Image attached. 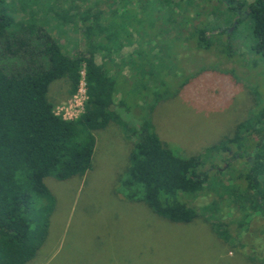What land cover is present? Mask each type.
I'll return each mask as SVG.
<instances>
[{"label": "rangeland", "instance_id": "rangeland-1", "mask_svg": "<svg viewBox=\"0 0 264 264\" xmlns=\"http://www.w3.org/2000/svg\"><path fill=\"white\" fill-rule=\"evenodd\" d=\"M38 2L6 0L4 5L17 17L29 18ZM86 6L67 4L66 15L77 24L62 26L49 16L50 32L71 55L87 46L79 21ZM147 7L151 10L152 3ZM101 9L105 15L113 11L108 2ZM160 13L151 21L138 12L132 38L95 49L115 88L119 84L120 91L127 90L125 105L118 109L119 118L95 132L93 163L85 175L46 178L55 197L48 233L25 264H264V214H244L227 196L217 194L221 181L217 175L196 198H182L200 214L187 224L169 221L144 201L119 194L137 142L129 130L139 127V121H147L186 155L212 154L214 144L232 136L238 123L248 118L264 121V54L255 49L251 24L237 26L229 39L213 36V45L205 48L191 37L177 39L179 30L169 24L167 8ZM201 19L206 18L195 24ZM222 42L224 46L219 45ZM171 50L175 59L160 60L158 56ZM149 53L156 60H141ZM69 89L66 80H57L50 86L49 98L57 113L75 118L87 100L85 82L75 94ZM260 138L257 135L254 142ZM249 158L238 164L232 161L233 167Z\"/></svg>", "mask_w": 264, "mask_h": 264}, {"label": "trees", "instance_id": "trees-1", "mask_svg": "<svg viewBox=\"0 0 264 264\" xmlns=\"http://www.w3.org/2000/svg\"><path fill=\"white\" fill-rule=\"evenodd\" d=\"M178 1L95 0L89 5V0H39L34 15L19 18L4 5L6 0H0V264H25L34 258L47 237L55 204L46 178L85 175L93 163L95 132L119 118L127 90L120 91L119 84L115 88L108 68L97 62L95 49L132 38L138 12L152 21L167 8L169 24L179 30L177 39L191 37L205 48L213 45V36L229 39L237 26L250 23L255 49L264 54V0ZM103 2L113 9L107 15ZM67 4L87 5L79 18L87 46L73 55L49 30V16L62 26L76 22L66 15ZM202 16L206 19L195 24ZM174 53L158 57L173 60ZM155 58L149 53L141 60ZM61 79L69 83L70 94L85 81L87 100L77 118L57 114L49 98L51 84ZM138 123L129 130L137 142L119 194L144 201L169 221L187 224L200 214L182 198H196L217 175V194L227 196L244 214H264V121L248 118L238 123L232 136L214 144L215 159L202 151L186 155L147 121ZM257 135L261 138L254 142ZM246 156L250 158L233 167ZM225 161L227 167L221 165Z\"/></svg>", "mask_w": 264, "mask_h": 264}, {"label": "built area", "instance_id": "built-area-1", "mask_svg": "<svg viewBox=\"0 0 264 264\" xmlns=\"http://www.w3.org/2000/svg\"><path fill=\"white\" fill-rule=\"evenodd\" d=\"M83 75H84V72H83ZM83 81H84V80H83ZM83 81H82V82H83ZM84 82H85V81H84ZM81 84H82V83H81ZM80 87H81V86H80ZM85 90H86V87H85ZM84 106H85V105H84ZM83 111H84V108H83ZM83 111H82V112H83ZM82 112H81V113H82ZM56 113H57V112H56ZM81 113H80V114H81ZM57 114H59V113H57ZM80 114H79V115H80ZM59 115H60V114H59ZM79 115H78V116H79ZM62 116H63V115H62ZM78 116H76L75 118H77ZM63 117H65V116H63ZM65 118H66V119H74V118H68V117H65Z\"/></svg>", "mask_w": 264, "mask_h": 264}, {"label": "crops", "instance_id": "crops-1", "mask_svg": "<svg viewBox=\"0 0 264 264\" xmlns=\"http://www.w3.org/2000/svg\"><path fill=\"white\" fill-rule=\"evenodd\" d=\"M98 62V61H97ZM99 63V62H98ZM100 64V63H99Z\"/></svg>", "mask_w": 264, "mask_h": 264}]
</instances>
